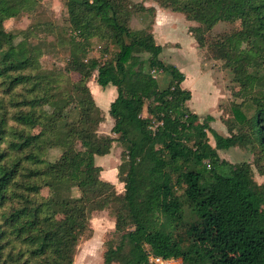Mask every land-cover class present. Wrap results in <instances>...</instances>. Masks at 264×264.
I'll use <instances>...</instances> for the list:
<instances>
[{"label":"trees","instance_id":"trees-1","mask_svg":"<svg viewBox=\"0 0 264 264\" xmlns=\"http://www.w3.org/2000/svg\"><path fill=\"white\" fill-rule=\"evenodd\" d=\"M62 1L64 26L38 20L13 33L5 22L33 14L42 0H0V264H72L91 212L104 210L115 239L102 264H152L151 256L264 264V0H157L197 22L190 33L198 46L231 71L240 101L227 135L188 108L184 74L160 60L149 29L131 28L130 0ZM219 22L229 31L212 35ZM95 45L101 58L91 56ZM44 46L65 49L64 66L46 67ZM152 73L169 77L164 89ZM94 74L116 92L108 109L114 136L98 133L103 118L87 86ZM114 142L122 194L95 163ZM232 148L260 159H220ZM52 149L61 151L54 161Z\"/></svg>","mask_w":264,"mask_h":264},{"label":"rangeland","instance_id":"rangeland-1","mask_svg":"<svg viewBox=\"0 0 264 264\" xmlns=\"http://www.w3.org/2000/svg\"><path fill=\"white\" fill-rule=\"evenodd\" d=\"M136 6L130 17V26L133 30L149 29L156 44L162 46L160 60L172 64L184 74V81L181 86L191 92V99L187 102L188 108L199 116L201 122L205 117L210 116L213 120L209 123L212 130L220 135H227L226 120H231L232 102L235 100L230 92L234 87L232 73L225 66L224 61L210 57L207 47L200 48L194 40L190 30L199 26L197 22L187 20L186 17L172 11L170 7L163 5L157 0H130ZM67 11L62 0H42L40 7L33 14H23L16 19H9L5 22V29L13 33L25 31L30 25L38 20L41 22L50 21L57 26L66 24ZM230 26L219 22L212 29V35L229 31ZM46 36L40 33L38 38ZM23 37L19 35L18 40ZM32 36L30 40H32ZM47 40H52L47 35ZM99 46L95 45L91 56L101 58ZM44 57L41 61L48 68L64 66L68 58L67 52L61 46L50 48L44 46ZM144 55V59H147ZM157 81L158 88L164 89L169 77L162 73H152ZM77 75H73L77 79ZM87 86L91 92L95 105L100 109L102 122L99 124L98 133L114 136L111 133L113 120L108 114L109 104L115 99L114 87L108 86L101 89L95 81V74L90 78ZM146 117V111L143 110ZM71 120L77 119V113H73ZM209 143L214 146L212 135L207 133ZM60 150L52 149L47 158L54 161L60 154ZM121 146L114 142L110 153L103 157H96L95 163L101 167V179L114 185L118 194L123 193V184L117 179V168L120 164ZM220 159L234 164L241 161H248L252 165L259 159V154H251L241 148H232L227 151L218 152ZM253 169L254 166H252ZM254 179L261 182L263 179L254 173ZM47 195V191L43 190ZM90 231L87 232L78 242L73 256L72 264H102L103 253L106 244L115 239L114 218L109 210L93 211L89 216ZM153 256L150 257V262ZM152 264H155L151 262ZM160 264H182L180 260H165Z\"/></svg>","mask_w":264,"mask_h":264},{"label":"built area","instance_id":"built-area-1","mask_svg":"<svg viewBox=\"0 0 264 264\" xmlns=\"http://www.w3.org/2000/svg\"><path fill=\"white\" fill-rule=\"evenodd\" d=\"M151 262L155 263V264H160L163 262V260H161L160 258H157V257H153L151 259Z\"/></svg>","mask_w":264,"mask_h":264}]
</instances>
